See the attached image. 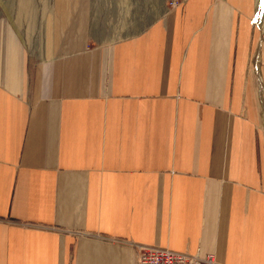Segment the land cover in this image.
Masks as SVG:
<instances>
[{
    "label": "crops",
    "instance_id": "0c3cea01",
    "mask_svg": "<svg viewBox=\"0 0 264 264\" xmlns=\"http://www.w3.org/2000/svg\"><path fill=\"white\" fill-rule=\"evenodd\" d=\"M94 6L0 0V264H264V0Z\"/></svg>",
    "mask_w": 264,
    "mask_h": 264
},
{
    "label": "rangeland",
    "instance_id": "374dc122",
    "mask_svg": "<svg viewBox=\"0 0 264 264\" xmlns=\"http://www.w3.org/2000/svg\"><path fill=\"white\" fill-rule=\"evenodd\" d=\"M36 1V0H34ZM183 0H94L96 21L106 38H121ZM219 262V261H218Z\"/></svg>",
    "mask_w": 264,
    "mask_h": 264
},
{
    "label": "built area",
    "instance_id": "2783aa9c",
    "mask_svg": "<svg viewBox=\"0 0 264 264\" xmlns=\"http://www.w3.org/2000/svg\"><path fill=\"white\" fill-rule=\"evenodd\" d=\"M178 3L174 2L176 6ZM136 252V264H221L215 253L201 254L166 246L126 241Z\"/></svg>",
    "mask_w": 264,
    "mask_h": 264
},
{
    "label": "bare ground",
    "instance_id": "6f19581e",
    "mask_svg": "<svg viewBox=\"0 0 264 264\" xmlns=\"http://www.w3.org/2000/svg\"><path fill=\"white\" fill-rule=\"evenodd\" d=\"M264 7V6H263Z\"/></svg>",
    "mask_w": 264,
    "mask_h": 264
}]
</instances>
